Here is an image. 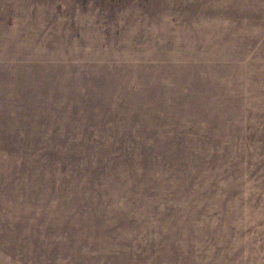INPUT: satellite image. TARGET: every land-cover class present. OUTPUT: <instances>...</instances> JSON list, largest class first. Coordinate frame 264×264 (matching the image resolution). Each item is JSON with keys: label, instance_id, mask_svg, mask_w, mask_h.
Returning <instances> with one entry per match:
<instances>
[{"label": "rangeland", "instance_id": "374dc122", "mask_svg": "<svg viewBox=\"0 0 264 264\" xmlns=\"http://www.w3.org/2000/svg\"><path fill=\"white\" fill-rule=\"evenodd\" d=\"M0 264H264V0H0Z\"/></svg>", "mask_w": 264, "mask_h": 264}]
</instances>
